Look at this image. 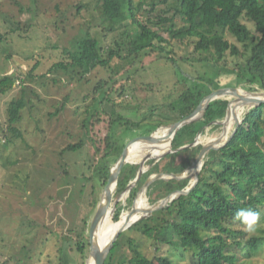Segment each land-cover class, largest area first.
Wrapping results in <instances>:
<instances>
[{
    "label": "rangeland",
    "instance_id": "obj_1",
    "mask_svg": "<svg viewBox=\"0 0 264 264\" xmlns=\"http://www.w3.org/2000/svg\"><path fill=\"white\" fill-rule=\"evenodd\" d=\"M143 1L147 0H133V4L137 6ZM160 7L164 9L165 5ZM149 8L144 5L137 12L138 18L144 20V10ZM175 23L182 24L178 16ZM99 24L92 0H0V77L13 74L16 79L12 89L0 94V264L86 263L89 245L82 256L74 244L101 197L103 187L98 174L103 171L106 160L104 139L113 130L111 120L168 125L166 117H176L168 103L192 79L206 74L222 89L248 87L235 84L239 82L238 69L233 62L240 63L245 57L227 56L229 69L211 63L210 71L203 63L183 61L193 56V46L175 40L168 46L173 49L175 62L159 58L157 54H143L132 67L129 62L115 58L110 62L111 68L101 65L92 68L95 56L90 52L83 67H78L81 74L60 69L49 71L52 63L63 56V49H70L87 29L100 46H109L117 33L104 34ZM247 25L252 28L249 22ZM162 34L168 37L165 32ZM226 37L235 42L230 34L226 33ZM35 63L36 68L30 72ZM128 69L130 73L124 72ZM112 77L117 79L114 91ZM100 81L109 83L110 90L104 89L107 98L103 91L95 90ZM22 86H26L24 94ZM247 92L260 91L251 87ZM21 96L26 106L16 123L22 136L16 138L4 131L8 126L6 110L11 101ZM244 113L240 108L238 118L242 119ZM115 127V141L128 137L129 132L126 134L121 124ZM233 129L234 121L228 135ZM221 131L222 127L214 132L206 128L198 143L218 137ZM80 141L81 147L64 150L67 145ZM144 143H134L129 151L138 153L144 149ZM142 154H147V150ZM129 160L138 163L141 157ZM149 160L143 166L146 170L151 166ZM122 194L116 185L108 206L112 208L115 201L116 206L120 202L125 205L129 194ZM144 198L146 208L152 203L146 194ZM259 214L255 230L248 236L263 231L264 209ZM121 233L134 237L142 245L144 254L155 259L153 240L129 229ZM83 239H88L87 226ZM61 248L66 250L67 262L61 258ZM122 250L129 254L126 244ZM237 252L246 263L264 262V248L252 255L247 251ZM158 255L167 256L173 263L187 262L182 252L166 244Z\"/></svg>",
    "mask_w": 264,
    "mask_h": 264
},
{
    "label": "trees",
    "instance_id": "obj_2",
    "mask_svg": "<svg viewBox=\"0 0 264 264\" xmlns=\"http://www.w3.org/2000/svg\"><path fill=\"white\" fill-rule=\"evenodd\" d=\"M92 1L93 11L100 18L99 26L104 34L116 32L117 38L109 46L103 47L87 29L70 49H63V56L52 63L49 71L60 69L81 74L78 67H83L90 52L95 56L91 62L92 68L97 65L111 68L110 62L115 58L129 62L132 67L143 54H157L159 58L175 62L173 49H168V46H172L171 40H175L184 44L191 43L193 46V56L185 57L183 61L203 63L210 71L211 63L213 66L229 69L227 56L245 57L240 63L233 62L238 69V81L246 84L248 89H264V0H147L137 6L133 4V0ZM162 4L165 5L164 9L160 7ZM144 5H149L150 8L144 10L146 18L142 20L138 18L137 12ZM171 11L170 15H166ZM176 16L182 21L181 25H176ZM247 22L252 24V28ZM162 32L168 37H164ZM226 33L236 43L229 41ZM36 66L35 63L30 72ZM124 72L130 73V70ZM14 77L13 74L0 77V94L14 87ZM197 79H192L168 103L169 110L176 113V117H166L168 123L191 113L210 92L209 86H216V82L208 74L201 78L198 76ZM111 80V90L114 91L113 84L117 79L112 77ZM105 88L110 90L109 83L100 81L95 90L101 93L103 91L107 98ZM122 89L121 87V91ZM22 91L23 94L26 93V86H22ZM229 98L225 96L211 102L202 118L177 132L171 145L176 151L164 155L142 175L137 185L131 189L126 204H117L113 213L114 221L119 219L123 210L131 206L136 193L151 173H180L194 163L203 143L179 148L192 143L197 134H203L206 128L208 132L221 128L220 123L213 121L224 119ZM25 106L26 100L21 96L11 101L6 110L8 126L4 131L10 132L16 138L22 136L16 123L20 120V111ZM242 119L225 146L210 150L205 155L198 181L188 193L180 194L167 206L154 211L129 228V231L153 240L155 259L144 254L142 245L134 237L120 233L104 264H183L173 263L167 256L158 255L164 244L182 252L187 260L185 264H249L240 260L237 251H247L252 255L263 249L264 229L259 234L248 236L249 232L234 217L241 208H250L258 213L264 209V103L250 108L243 114ZM115 121L109 122L111 129L114 130L115 126L121 124L126 134L129 132L128 136L144 126L133 121ZM148 125L150 128L144 132L146 134L162 124L158 122ZM113 130L104 139L106 160L103 171L98 174L102 187L107 182L110 167L126 138L125 136L121 141H115ZM81 145V141L69 144L64 150H75ZM153 161L149 160L148 165ZM138 168L139 165L131 163L123 166L118 180L120 191L135 178ZM190 180L160 179L153 182L146 191L148 202L154 204L175 190L187 188L191 184ZM144 210L145 208L142 209ZM86 226L85 221L74 244L75 250L82 256H85L86 246L89 245L88 239H83ZM125 244L129 248V254L122 250ZM60 251L61 258L67 262L69 257L65 248Z\"/></svg>",
    "mask_w": 264,
    "mask_h": 264
},
{
    "label": "water",
    "instance_id": "obj_3",
    "mask_svg": "<svg viewBox=\"0 0 264 264\" xmlns=\"http://www.w3.org/2000/svg\"><path fill=\"white\" fill-rule=\"evenodd\" d=\"M241 83L244 84L243 82H240V81L235 82V84L237 86H239ZM209 88H210V92L205 97H203L201 99L199 104L188 115H186L183 118H181L175 122H172L168 125L156 126V128L149 134H146L144 132L147 130V128H150V125H148V124L144 125L140 129L136 130L135 132H133L131 135H129L126 138L121 151L115 156V160L110 167L109 171L112 172V166L114 165L115 171H114V173H111V172L109 173L107 182L103 186L101 197L106 195V191L111 186L118 185L120 173L122 171L123 166L126 163L138 164L139 168H138V171H137L135 178L132 181H130L125 186L124 190L122 191V193H123L122 196H126L127 194H129L131 189L135 185H137V183L139 182L142 175L145 172H147L151 168V166L158 163L159 160L164 155H166L167 153H173L174 151H176L175 149L172 148L171 145H172V142L174 141V139L176 138L177 132L180 129H182L187 124L192 123V122L202 118L211 102H213L219 98L228 96L231 99L228 101L227 108H226V114H225L224 119L221 121H213V123H217V124L220 123L222 125V131L219 134V136L216 138L209 139L204 144H202V147H201L194 163L189 168L184 169L182 172H180V173L153 172V173H151L146 178V180L142 184L139 191L136 193V195L133 199L131 208L128 211H126V213L132 214L136 211V207H137L136 202H137L138 196L140 194L145 196L148 187L153 182H155L157 180H160V179H163V180L187 179V178L193 179L190 186H188L185 189L175 190V191L169 193L166 197L157 201L156 203L151 204L148 207H146L145 210L140 213L139 217H137L135 220H133L129 224H126L125 226L117 229L112 234L111 238L105 244H101V242L98 238L99 236H97V234H98V223H97V220L95 218L96 209H94L89 220L87 221L89 253H88V257H87L85 264H87L89 258H93L94 264H104L108 253L110 252L111 248L113 247L114 242L116 241V239L118 238V236L121 232H123L126 229H129L133 224H135L139 220L147 217L149 214L153 213L154 211L159 210V209L167 206L172 200L177 198L180 194L188 193L195 186V184L198 181L199 172H200L201 167L203 165V160H204L205 155L210 150H217V149H220L221 147L225 146L227 144V142L230 140L232 134L236 131L239 124L242 122L243 119H239L238 115H235V118L233 119L234 129L230 133V135H228V128L229 127H227L228 126L227 123L231 117V114L234 113L235 110H239L240 108H242L246 113L250 108L264 103V89H262V88H259L260 92H259L258 96H255V97L248 96L246 94V93H248L247 92L248 89L247 88L244 89L242 87L222 89V88H220L219 85H216V86H209ZM162 129L167 130V134H168L167 140H168V145H169L167 149H165V150L158 149V151L155 154H153V156L143 155V156H141V160L138 163L129 160V158L127 157V154H128V151H129V148L131 147V145H133L134 143L139 142V141H143L146 143H153L155 140V136H156L155 133L162 130ZM200 136H201L200 133L197 134V136L195 137V139L192 143L184 145V146L180 147L179 149H184V148L198 144ZM147 159H150V160L152 159L154 161L151 164V166L146 170L145 168H143V166L145 165V162ZM189 170H191V171L189 174H187L189 172ZM92 206H94V205H92ZM95 207H96V205H95ZM115 209H116V201L113 203V206L111 208V215H113ZM122 214L123 213L120 214L119 219L122 216Z\"/></svg>",
    "mask_w": 264,
    "mask_h": 264
},
{
    "label": "bare ground",
    "instance_id": "obj_4",
    "mask_svg": "<svg viewBox=\"0 0 264 264\" xmlns=\"http://www.w3.org/2000/svg\"><path fill=\"white\" fill-rule=\"evenodd\" d=\"M248 96H258L259 92H248L246 93ZM235 115H238V110H235L234 113L231 114V117L227 123V127H229L233 121V119L235 118ZM160 132V133H159ZM155 140L153 143H144V149H142L141 151H139L138 153H133L131 151H128L127 157L129 159H135L136 157H141L143 154L142 152L144 150H147V154L145 155H149V156H153V154H155L158 149L161 150H165L168 148V134H167V130L166 129H162L158 132L155 133ZM152 160V159H151ZM115 168L114 165L112 166V172L114 173ZM115 188L114 186H111L107 191H106V195L101 197L96 205V213H95V218L97 220L98 223V234L97 236H99V240L101 242V244H105L112 236V234L119 228L125 226L126 224H129L130 222H132L133 220H135L137 217L140 216V213L143 212L142 209L143 204L145 202V196H143L142 194H140L138 196L137 199V207H136V211L132 214H127L126 212H124L122 214V216L120 217V219H118L117 221H111V208L110 206H108V203L110 201V197L113 193V190ZM93 258H89L87 264H94L93 262Z\"/></svg>",
    "mask_w": 264,
    "mask_h": 264
},
{
    "label": "clouds",
    "instance_id": "obj_5",
    "mask_svg": "<svg viewBox=\"0 0 264 264\" xmlns=\"http://www.w3.org/2000/svg\"><path fill=\"white\" fill-rule=\"evenodd\" d=\"M234 219L239 221L246 231L253 232L260 219V214L250 208H241L236 211Z\"/></svg>",
    "mask_w": 264,
    "mask_h": 264
}]
</instances>
